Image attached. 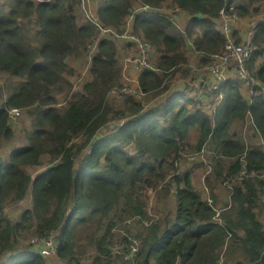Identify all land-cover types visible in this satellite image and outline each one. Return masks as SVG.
<instances>
[{
  "label": "trees",
  "instance_id": "trees-1",
  "mask_svg": "<svg viewBox=\"0 0 264 264\" xmlns=\"http://www.w3.org/2000/svg\"><path fill=\"white\" fill-rule=\"evenodd\" d=\"M141 1L155 8L181 6L188 15L184 34L164 15L136 14L132 32L149 40L158 58V71L138 74L142 90L154 100L148 109L133 94H124L119 103L109 97L125 84L120 40L110 37L100 39L82 92L74 97L75 80L84 69L78 72L72 62L87 59L99 32L77 12L78 0H0V73L19 79L7 85L6 95L0 86V148L15 136L8 123L12 108L22 107L30 119L24 142L12 147L7 158L0 156V264H48L36 250L16 251L13 235L47 237L56 231L57 257L65 264H81L90 247L97 252L92 264H114L120 258L111 252L114 228L130 219L146 224L133 234L138 242L135 264H221L222 257L231 255L236 264H264V223L259 218L264 181L248 177L234 183L218 216L213 192L217 183L224 186L238 175L244 163L248 170L264 172L263 88L229 79L210 96L189 94L177 85L163 96L169 75L188 76L190 61L205 67L213 54L223 51L222 7L234 6L246 22L259 15L264 0ZM97 4L101 24L123 32L133 0ZM246 26L235 28L237 42L247 35ZM252 43L246 66L264 84V21L254 27ZM248 110L255 125L245 132L251 136L246 142L242 133ZM204 145L212 152L206 175L212 203L194 182V165L205 168L204 163L187 157ZM182 162L192 168L180 170ZM33 166L44 170H27ZM147 188L156 193L163 188L166 202L175 196L176 219L167 234L160 218L144 221L149 218L142 199ZM29 193L31 205L22 209L18 221L7 218V201H20ZM8 252L13 254L3 261Z\"/></svg>",
  "mask_w": 264,
  "mask_h": 264
},
{
  "label": "built area",
  "instance_id": "built-area-1",
  "mask_svg": "<svg viewBox=\"0 0 264 264\" xmlns=\"http://www.w3.org/2000/svg\"><path fill=\"white\" fill-rule=\"evenodd\" d=\"M78 2L79 6L81 5L85 11L80 12L99 28V39L110 37L115 40L129 42L130 45L133 44V46L131 47L132 53L128 55H122V60L124 61V71H127L128 75H132V78L127 77L129 83H125L120 88H114L111 90V92H116L120 98H122L126 93L133 94L138 100L143 103L144 109H148L153 99L150 100L149 94L142 90L138 74H140V72L144 69L158 71L159 68L153 61V58L155 59L157 57H155L153 54L152 45L149 40H146L145 38L134 34L130 30L134 26L136 14L142 11H154L159 15H164L171 19L174 22V25L177 26L178 29H180L184 34L186 33L185 23L188 19V15H186L184 9L181 6L173 5V7L171 8H166L164 7V5L162 7L155 8L149 4H145L142 2L135 10L132 9L131 13L127 16L125 21V30L123 32H120L113 27L103 26L99 20L98 15H96V11H94L93 6L86 4L87 0H78ZM180 12L185 13V17H183V19H185V22L183 24L179 23ZM219 14V22L221 23V28L225 36V46L223 51L213 54L212 61L205 67H201L199 69L197 65L191 64L188 76L177 74L176 76L172 77L169 75V77L166 78V81L163 84V86H168V89L164 92L163 96L167 95L172 87L176 85L185 88L189 94H194L202 97L206 95L210 96L221 85V83L229 79L242 80L251 86L260 84L264 89V84L260 83L246 67V61L251 57L253 52L252 34L254 27L258 22L264 21V19L255 21L250 28L248 26L249 30L246 32L247 35L245 36V38H243L241 42H237L235 28L242 26L245 21L242 20L239 14L235 11L234 6L222 7L219 10ZM182 25L183 28H181ZM92 51L93 48L90 52V55ZM123 53L124 51H122V54ZM180 66H182V63L180 64ZM170 72L171 71H168V73ZM221 98L222 94H220L219 96V99ZM22 111H24L22 107H14L10 110V119L8 121L9 125H11L12 121H14L17 116L21 115ZM243 122L245 129L250 127V124L255 125L254 116L251 110H248ZM246 122L248 123L247 127ZM205 147L206 146L204 145L200 151L187 154L188 159L191 161H195L198 160V157H200L203 163L207 162L209 151ZM211 155L212 152L209 154L210 158ZM210 164L211 162L208 161V169L206 170V174L203 176V184L206 191L209 190L206 184V175L211 171ZM248 177H258L264 181V172L248 170V168H246V164L244 163L243 169L238 173V175L234 176L232 180H227L224 183V187L227 188L230 193L229 188H232V185L234 183L244 180ZM260 189L263 191L261 197L264 201V183L262 186H260ZM209 195L207 197V200L209 201V203H212V199ZM230 195L231 194H229V198ZM223 209L216 208V215L218 216ZM114 229L116 231H121V233H124V235H120L122 237V240L116 241L112 245V252L116 255H120L123 259L126 258L128 262L136 261L138 255V242L133 236V233L127 231L122 223L118 224ZM34 237L39 241L37 247L39 249L42 248L40 251L42 256L45 257L47 255H50L51 253H55L57 255V249L59 246V234L57 231L53 232L47 237H42L39 235H35ZM44 241H46V244L43 246ZM129 241H131V243H129ZM115 247L117 249H115ZM224 261L225 257H222L221 264H223Z\"/></svg>",
  "mask_w": 264,
  "mask_h": 264
},
{
  "label": "rangeland",
  "instance_id": "rangeland-1",
  "mask_svg": "<svg viewBox=\"0 0 264 264\" xmlns=\"http://www.w3.org/2000/svg\"><path fill=\"white\" fill-rule=\"evenodd\" d=\"M98 1L99 0H89V2H88V0H87L86 4L90 5V6H93V9L95 11V8L97 10V7H98V4H97ZM133 3H134L133 10H135L142 3V1L141 0H133ZM164 7L171 8V7H173V5L166 4ZM77 9H78L77 12H79V11L85 12L81 5L80 6L77 5ZM81 12H79V13L81 14ZM183 17H185V13L184 12H180V20H179L180 24H183L185 22V19H183ZM259 19H264V7L262 8V10L259 13V15L256 16L255 18L247 17L246 22H244V24L247 23V26L251 27V25L255 21L259 20ZM27 20L28 19L26 18V21ZM247 26H246L245 30H247ZM33 27L35 29V26L32 23L30 25L31 32L33 30ZM181 28H183V25L181 26ZM130 30L132 32L133 27ZM98 39H96L95 42H97ZM116 42H117V46H118L119 65L121 66V70H122L121 78H122L123 82L129 83L128 80H127V77L128 78H132V75H128L127 71H124V61L122 60V55L131 54L132 53V48L131 47L133 46V44L130 45L129 42L122 43V40L116 41ZM122 51H124L123 54H122ZM157 56H159V54H157ZM153 61H154V63L157 64L158 58H155V59L153 58ZM190 62H191V64L197 65L196 62H194V61H190ZM72 64L75 66L76 70L78 72H80L83 69H85V67L87 66L88 58L86 59V58L82 57L80 59H77V60L73 61ZM198 68L200 69L201 67H198ZM129 69H131V68H129ZM123 73H124V75H123ZM77 74L72 76L73 80L76 79ZM81 74H82L81 77L79 79L75 80V84H74V88H73L74 97H79V95L82 92L81 85H82V82L84 80V77L87 78L85 76V72L84 71ZM18 82H19L18 78L8 77L6 74L0 73V86H1V89H2V91H3V93L5 95L7 94V85L9 83L10 84H16ZM120 87L121 86H118L117 88H120ZM109 97L113 98L117 103H119V101L123 98V97L120 98L117 95L116 92H111ZM151 102H154V100H152ZM0 103H1V101H0ZM57 106H60V104H57ZM29 123H30V119H29L27 113L25 112V110L22 111L21 115L17 116V118L14 121H12L11 127H12V129L14 131L15 136L13 137V139L11 141H9L7 143V145H5V146L0 148V156L7 158L8 155H9V151L11 150L12 147L21 145L24 142V130H25L26 127H30ZM111 125H109L107 127H110ZM247 125H248V123L246 122V127H247ZM243 127H244V122H243ZM249 129H250V127H248L247 129H245V127H244V132L242 133V137L244 139H246L247 141H248V139L251 138V136H248V135L245 134V132H247ZM194 137H195V134H193V138ZM205 148L209 151L208 147H205ZM210 153L211 152L209 151L208 156H207V162L211 160V158L209 156ZM196 161H198V163H199V162H202V159H200V157H198V160H196ZM78 162H77V164H78ZM207 162L204 163L205 168H202L201 166H198V165H194L197 168L196 169L197 175L196 176L194 175L195 180L197 179L198 175L201 174V179H202V177L206 174V170L208 169ZM189 166L190 165H185L184 166V164L182 162L181 165H180V167H181L180 170L185 171L186 169H191L192 167H189ZM27 170L33 172L34 174H38L40 171H43L44 169H41V167H39V166L38 167L37 166H33V167H27ZM223 188H225V187H223ZM226 191H227V194H228V201H229V194L230 193H229V191L227 189H226ZM158 195L162 196V199L160 201H157V196ZM31 198H32L31 197V193H29L21 201L14 202L11 199L8 200L7 203L4 206V214H5V216L7 218L11 219L13 222L18 221L19 216H20V214L22 212V209L24 207H26V206L29 207L31 205ZM142 199L145 202V211L147 212V214L149 216V218L145 219L144 221L147 224H150L152 221L157 220V219L160 218L159 223H161V221H162V218H161L162 211H163L164 205H166V198H164V196H163V188H160L157 191V193H156V191L152 190L151 188H147L146 190H144V194H143ZM172 199H173V197H172ZM172 199H171V201H173ZM260 213H262V212L259 211V218H260ZM118 217H120V216H118ZM145 225L146 224L143 221L138 223L137 219L127 220L123 224V226L126 228V230L131 232V233H133V234H135L137 231L145 230L146 229ZM120 235L123 236L124 233H121V231H115V238L116 239H118L120 237ZM13 236H14L13 237V241H14L13 244L15 246V250L18 251V252H24V249L36 250V251L40 252L41 249H42V248H40V249L37 248V245L39 244V241L34 237L35 235H32L31 233H24L22 235L14 233ZM45 244H46V241H44L43 246ZM115 249H117V248L115 247ZM12 254H13V252L6 253L7 257L2 259V260L3 261H7V259ZM96 254H97V252L92 247H90L88 249L86 255L83 257V260H82L81 264H92L93 258H94V256ZM4 255H5V252L1 254V257H3ZM45 258L47 259L48 264H65L64 262H62L61 260L58 259V257L56 256L55 253H51L50 255H47V256H45ZM114 264H133V262H128L127 259L124 258L123 260L122 259L116 260Z\"/></svg>",
  "mask_w": 264,
  "mask_h": 264
},
{
  "label": "crops",
  "instance_id": "crops-1",
  "mask_svg": "<svg viewBox=\"0 0 264 264\" xmlns=\"http://www.w3.org/2000/svg\"><path fill=\"white\" fill-rule=\"evenodd\" d=\"M194 182L196 184L197 190L202 194L203 198L207 199L208 195L211 194V189H210V193H209V190L206 191L204 184H203V177L201 179V174L198 175L196 180L194 177ZM223 187L224 186H222V184L217 183L213 191L217 198V200L215 201L216 202L215 207L218 209L226 208V205L229 203L227 191ZM172 196L173 198L175 197L174 195ZM211 197L212 199H214V196L211 195ZM261 212L262 213H260V220L264 223V209ZM175 214H176V206L174 204V201H171L170 203L167 201L166 205H164L162 215H161V218H162L161 225L163 224V226L165 227L166 234H167V228H170L172 223L176 219ZM236 233L239 237H243L245 232L243 230H237ZM232 259H233L232 255L227 257V259H225L224 264H236L237 261L235 259L232 261ZM241 261H242V258H241ZM152 264H154V262ZM176 264H181L180 260H178ZM244 264H247V263L244 262Z\"/></svg>",
  "mask_w": 264,
  "mask_h": 264
},
{
  "label": "clouds",
  "instance_id": "clouds-1",
  "mask_svg": "<svg viewBox=\"0 0 264 264\" xmlns=\"http://www.w3.org/2000/svg\"><path fill=\"white\" fill-rule=\"evenodd\" d=\"M95 11H96V8H95ZM80 12V11H79ZM218 21H219V19H218ZM96 39H98V36H97V38ZM113 39V38H112ZM115 40V39H114ZM96 41V40H95ZM94 41V47H93V51H92V53H91V55H90V52H91V50L89 51V53H87V58H88V64H87V66L85 67V69H84V72H85V75H87V73H88V71H89V68H90V62H91V59H92V54H93V52L97 49V46H98V43H99V41H100V39H98L97 40V42H95ZM225 46V45H224ZM220 53V52H219ZM213 56V55H212ZM263 91H264V89H263ZM249 104H251V101H249ZM245 141L246 142H248L246 139H245ZM126 221V220H125ZM124 221V222H125ZM124 222L122 223V224H124ZM115 229H114V234H115ZM58 232V231H57ZM58 234H59V232H58ZM120 238H121V236L118 238V239H116V238H114V240H115V242L116 241H120ZM115 242H113L112 243V245L115 243ZM112 245H111V252H112ZM38 248V247H37ZM39 254H41L39 251H37ZM112 254L113 255H116V254H114L113 252H112ZM57 256V255H56ZM120 258L119 259H122L123 260V258L120 256V255H118ZM44 257V256H43ZM45 258V257H44ZM59 259V258H58ZM60 260V259H59ZM135 262L136 261H134L133 262V264H135Z\"/></svg>",
  "mask_w": 264,
  "mask_h": 264
},
{
  "label": "bare ground",
  "instance_id": "bare-ground-1",
  "mask_svg": "<svg viewBox=\"0 0 264 264\" xmlns=\"http://www.w3.org/2000/svg\"><path fill=\"white\" fill-rule=\"evenodd\" d=\"M247 67V66H246Z\"/></svg>",
  "mask_w": 264,
  "mask_h": 264
}]
</instances>
